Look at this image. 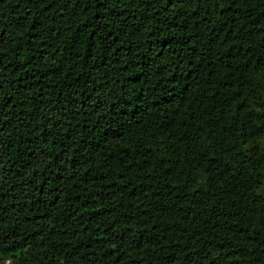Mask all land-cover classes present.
Wrapping results in <instances>:
<instances>
[{"label": "trees", "instance_id": "obj_1", "mask_svg": "<svg viewBox=\"0 0 264 264\" xmlns=\"http://www.w3.org/2000/svg\"><path fill=\"white\" fill-rule=\"evenodd\" d=\"M0 264H264V0H0Z\"/></svg>", "mask_w": 264, "mask_h": 264}]
</instances>
